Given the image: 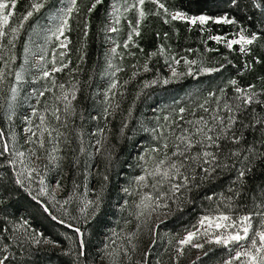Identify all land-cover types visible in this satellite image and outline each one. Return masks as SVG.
Instances as JSON below:
<instances>
[{"label":"trees","instance_id":"trees-1","mask_svg":"<svg viewBox=\"0 0 264 264\" xmlns=\"http://www.w3.org/2000/svg\"><path fill=\"white\" fill-rule=\"evenodd\" d=\"M93 2L78 0V10L73 12L65 33L70 41L67 49L60 48V41L52 36L33 41L30 34L35 29H43L46 22L50 31H55L59 23L57 14L68 7V0H48L46 7L24 24L14 40V47L7 44V39L0 40V46L6 49L0 53L3 56L0 66L7 60L9 68L0 83V133H3L0 150L5 144L9 149L0 155V195L8 190V195L0 199V258L7 256L6 264H142L145 252L149 253V264H179L174 263L171 254L174 240L197 226L200 216L224 213L235 217L257 211L254 197L264 186V168L261 167L256 169L251 184L245 182L246 187H255V192L233 184L235 172L227 170H218L213 177L204 179V174L196 169L195 181L189 171L185 174L189 176L191 191L182 188L175 196L169 182H164L163 187H152L159 177L148 176L143 184H138L136 178L145 175V169L153 170L164 158L163 137H168L170 145L174 144L173 132L179 131L177 124L187 128L188 121L199 116L209 117L199 105L215 110L219 100L222 107L223 102L230 103L236 96L237 86L253 85L261 94L259 98L264 99V7L254 6L262 0H239L240 8L233 7L229 0H160L170 13L180 11L189 17L227 16L235 21L227 24L210 20L204 25L173 21L151 0H146L143 5L146 18L141 21L139 35L130 27L136 24L137 12L124 10L134 0L127 3L103 0L89 13ZM114 7L119 11L114 12ZM27 10L29 0H18L10 26H16ZM117 16L119 24L115 22ZM165 19L170 22L165 23ZM108 21L119 31H109ZM85 24L87 37L84 36ZM130 33L132 39L125 47ZM253 34L257 39L246 46L247 53L240 51L239 44L232 49L226 46L227 40L239 39L240 35L250 38ZM217 36L224 39L220 42L211 39ZM29 39L31 51L37 47V75L31 78L34 70L29 58L13 96V75L20 67ZM108 43L114 45L115 53L106 52ZM60 52L66 55L61 57ZM11 56H15V62ZM184 59L197 63L188 65ZM63 64L67 67L62 71L52 72L53 67ZM145 64L148 71H144ZM168 66L176 69L175 77L167 74ZM202 68L221 70L202 74ZM45 70L51 73L49 78H42ZM165 80L169 82L164 83ZM232 80L237 81L235 86L230 83ZM113 83L117 87L110 90ZM42 91L45 94L40 96ZM72 92H75L74 100ZM65 93L71 100L67 111V102L62 99ZM180 108L186 109L182 122ZM105 109L110 114H106ZM257 111L264 115V108ZM56 115L60 116L59 120ZM142 123L147 124V130L142 129ZM23 127L36 133L32 136L26 132L25 143ZM97 148H101L100 152ZM153 148H160V152L153 153ZM172 151L170 146L167 153L170 155ZM20 152L24 153L23 157ZM31 157L35 158V163L31 162ZM25 169L36 171L28 178ZM20 172H24L23 187L15 184ZM56 181L60 182V192L53 194L50 186L56 185ZM182 181L183 178L178 177L171 183ZM42 187L43 194L40 193ZM237 190L241 191L240 196L235 195ZM145 193L168 194L165 202L169 207L159 208L158 213L163 217L156 224L146 222L150 213H154L151 209L143 210V215L138 216L142 209L137 205ZM97 195L102 197V212L94 217L87 211L82 212L85 203L95 200ZM32 196L50 211L45 213ZM209 196L213 199H207ZM65 200L70 202L64 204ZM53 215L58 220H53ZM257 219L254 216L253 223ZM68 224L79 227L84 233L86 259L78 257L80 237ZM133 233L135 236L129 242ZM34 238L48 243L36 244ZM125 248L131 259L124 255ZM225 256L224 248H212L187 264H216Z\"/></svg>","mask_w":264,"mask_h":264},{"label":"snow or ice","instance_id":"snow-or-ice-1","mask_svg":"<svg viewBox=\"0 0 264 264\" xmlns=\"http://www.w3.org/2000/svg\"><path fill=\"white\" fill-rule=\"evenodd\" d=\"M48 0H29V10L23 15L22 19L16 26H10V20L15 15V8L17 6L18 0H0V40L7 39V44L14 47V40L19 34L20 30L23 29L24 24L28 22L35 13L40 12L41 9L45 8ZM103 0H94L91 4V7L88 8V12L91 13L96 9L97 5L101 4ZM127 3V0H125ZM146 0H134V3L129 4L124 10L129 11L134 9L137 12V20L135 26L132 27V32L135 35H139V28L141 21L146 18V13L143 9V5ZM151 3L155 4L158 9H162L165 15H170L171 20H185L188 23L195 25L197 22L204 25L212 20L215 23H235L234 20L227 16L214 18L208 15H199L189 17L185 13L176 11L174 14L170 13L165 4L161 3L160 0H151ZM229 3L235 7L240 8L239 0H229ZM78 0H68V7L62 9L58 14L56 19L59 20L58 25L55 28V31L52 32V37L57 41H60L59 47L62 49H67L68 44L70 43L68 37L65 33L69 30V20L73 12L78 10ZM254 6L257 8L264 7V0L260 3H254ZM119 9L114 7V12H118ZM158 14V13H156ZM115 22L119 24V16L116 17ZM165 23L170 21L165 19ZM110 31L116 32L119 31L118 28H111ZM243 31V30H242ZM87 24H85L84 36L87 37ZM167 35V34H165ZM63 37V39H61ZM132 39V34H129L128 41H125V47L128 46L129 41ZM211 39L220 42L223 40V37H211ZM257 39L256 35L253 34L250 38L244 35H240L239 39H230L226 41V46L229 49H232L233 45L239 44L240 51L242 53H247L248 48L246 46L252 45L253 42ZM6 49L3 46H0V53L5 52ZM112 52H116V48L112 49ZM161 54H163L164 49H160ZM61 57L66 55V52H60ZM156 55V53H152ZM0 59H3V56H0ZM10 59L12 62H15V56H11ZM44 57L41 56L40 60L43 61ZM180 61H175L179 63ZM5 66H7V60L4 61ZM184 63L188 65L196 64L195 60L189 61L184 59ZM67 64H63L61 67H53L52 72L62 71L63 68H66ZM246 67H248L246 65ZM123 69H118L122 71ZM148 65H144V71H148ZM220 68H202L200 71L202 74L218 72ZM189 75L192 74V69L189 67ZM135 75V74H134ZM172 75L175 77L177 75L176 69H172ZM51 73L47 70L43 71L42 78H49ZM5 77V71L3 68H0V83L3 82ZM17 81L22 79V76L19 72L16 73ZM168 80H165L164 83H168ZM153 83H155L153 81ZM232 85H236L237 81H230ZM63 88V85H60ZM117 87L116 83L111 85V89ZM145 87H148V84H145ZM13 96L15 95L16 88L11 89ZM236 96L229 103L227 101L223 102L222 107H220V102L218 100V108L215 110L209 109L204 104L199 105L205 113H209V117L205 118L204 116H199L194 120L188 121L189 127L181 128L177 124L179 131L173 132V137L175 143L170 145L168 143V137H163L164 143L162 148L165 149L164 158L160 159L156 164L155 168L151 171L145 169V175L138 176L136 178L138 184H143L148 176L159 177L156 184L152 187L155 189L157 185L163 187L164 182L170 183V188L172 195L175 196V193L180 192L182 188H186L191 191L189 187V176L185 173L191 171L192 180H196V169L204 174V179H209L217 173L218 170H227L228 172H235V177L233 179V184L239 185L240 189H245L246 191L255 192V187H246L245 182L248 181L251 184L253 176L258 167L264 168V115H261L257 108H264V99L259 98L261 94H258L254 90L253 85H249L247 88L235 87L234 89ZM45 93L42 91L39 93L40 96H43ZM213 95L210 93V96ZM72 99H75V92L71 94ZM61 99V98H58ZM62 99L66 101L65 111L71 107V100L68 98V94L65 93L62 96ZM59 109H57V112ZM74 111V110H73ZM185 108H180V121L184 120L183 113H185ZM106 114L108 109H105ZM221 113H224L223 115ZM35 114V112H34ZM56 119L59 120L60 116L56 115ZM167 120L168 118L165 117ZM44 118L41 117V123L43 124ZM175 123V122H174ZM127 125H125L126 127ZM46 130V129H45ZM27 132H30L32 136H35L36 133L32 132L31 128L26 129ZM101 132L103 130H100ZM43 135V133H41ZM3 136V133H0V137ZM29 141H31V136H29ZM98 145L102 144L101 141H97ZM43 147V143L40 145ZM173 148V151L169 155L167 149L169 147ZM101 148H97V152H100ZM7 144L3 145L2 150H0V155H3L4 152H7ZM81 153L84 152V148L81 147ZM153 153H159L160 148H153L151 150ZM21 157L24 156L23 152H20ZM176 158V159H173ZM144 159V157H141ZM14 163V161H10ZM28 173V178H31L35 169H25ZM24 176V172L17 174L15 179V184L23 187L24 181L21 177ZM178 177H182V183H171V181L176 180ZM105 180L108 179L107 176L104 177ZM41 185L44 184V181H40ZM198 186V185H197ZM56 187H60V182L56 181ZM125 191H128L125 189ZM231 191V189H230ZM45 189L42 187L40 193L43 194ZM242 193L240 190L235 192L236 196H240ZM3 195H8V190L5 189L4 193L0 195V199L3 198ZM168 198L167 193H159L156 196H153L150 193H145L141 197L140 203L137 205V208L142 209L139 215H143V210L151 209L155 211L159 208H168L169 205L166 201ZM32 199L37 203H40L43 207V211L48 213L50 210L47 205H44L41 201L37 199L36 196H32ZM207 199L211 200L213 197L209 196ZM231 199V197H229ZM258 201V202H256ZM70 200H65L63 203L68 204ZM102 197L97 195L95 200H88L84 208L81 209L82 212L87 211L90 216H97L102 212ZM254 206L257 211L254 214H246L233 218L230 215L220 213L218 215H205L201 217L197 225L193 226V230L188 231L184 237L177 241L179 247L176 248V252L179 255L183 254L185 246H190L192 248H203L204 245L197 243L201 236L211 237L207 240V243H215L217 245H222L225 248H228L230 245L235 244L240 250L235 252V255L232 256L229 260L225 261V264H233V261H239L240 264H264V186H261L259 194L254 197ZM254 216L259 217V227H253ZM53 220H58L56 216H52ZM25 223H27L25 221ZM59 223H65L64 220H59ZM67 227L71 228L79 237V251L78 257L87 258V245L84 240V233L81 232L79 227H75L72 224H68ZM232 229V231H229ZM135 236L131 234L129 236V242ZM36 244L41 242L48 243V241H41L38 238H34ZM246 242V243H242ZM155 244L153 240L152 245ZM150 245V247L152 246ZM132 250L135 251V245L132 244ZM206 254V253H205ZM124 255L128 256L131 259L128 250L124 249ZM149 253H144V259L142 264H149ZM8 260L7 256L0 258V264H6Z\"/></svg>","mask_w":264,"mask_h":264},{"label":"rangeland","instance_id":"rangeland-1","mask_svg":"<svg viewBox=\"0 0 264 264\" xmlns=\"http://www.w3.org/2000/svg\"><path fill=\"white\" fill-rule=\"evenodd\" d=\"M59 10V9H58ZM112 11V10H111ZM174 14V13H173ZM109 22V25H108V30L110 31V29L112 28V23L110 21ZM48 22H46L45 24V27L43 29H35L33 30V32L30 34L31 36V39L33 41H35V39H38V38H43L47 35L48 36H52V32L53 31H50L49 27H48ZM31 39H29V42H27L25 44V48L23 50V53L21 55V64H20V67L19 69L15 72V74L13 75V81H14V84H15V88H16V91H17V87L18 85L20 84L21 80L17 81L16 79V73L19 72L23 78V75L27 69V62H28V59L30 58L31 62H32V70H34V72H32L30 75H31V78H35L36 75H37V71L35 70L36 69V66L38 64V57L36 56L37 55V51H36V46H35V50H32L31 51V48L29 47L30 46V42H31ZM114 45L112 43H108V46L106 47V52H108V54L111 53L112 49H113ZM11 62V61H10ZM11 64V63H9ZM8 66V65H7ZM5 66V63L1 64L0 68H3L5 72L8 73L9 71V68ZM174 67H167L166 68V71H167V74H171L172 75V69ZM13 94V93H12ZM30 94V93H29ZM100 94H102V91L100 90ZM26 112H29V111H26ZM141 127L142 129L144 130H147V124L146 123H142L141 124ZM26 127H23L21 130L22 134H23V142L25 143V140L27 139V137L25 136L26 135ZM94 147H96V145L94 144ZM96 149V148H95ZM31 162L32 163H35L36 160L35 158L31 157ZM50 190H51V193L53 194H58L60 192V187H56L55 184H52L50 186ZM159 209H156L155 211H152L154 213H150V215L146 218V222L147 223H158L163 215L160 213H158ZM208 215H218V214H208ZM205 215H202L199 217V219L201 217H203ZM236 217H239V216H235L233 218H236ZM258 219L256 220L255 223H253V227L254 229L255 228H258L259 227V221H260V218L257 217ZM198 226V225H197ZM193 230V229H192ZM191 231V230H190ZM229 231H232V229H229ZM188 232V231H187ZM187 232H184L182 234H180L178 237H176V239L174 240V243H173V247H172V252L171 254L174 255V263H179V264H187L188 262H190L191 260H193L194 258L196 257H199L205 250H208V249H212V248H224V250H226V256L224 259H222V261H220V263H216V264H225V261L229 260L232 256L235 255V252L240 250L238 248L237 245L235 244H232L230 245L228 248H225L224 246L222 245H217L215 243H207L206 241L211 239V237H203L201 236L197 241V243H201L204 245L203 248H200V249H197V248H192L190 246H185L184 247V250H183V254L182 255H179L177 252H176V248L179 247V245L177 244V241L182 239L184 237V235L187 233ZM47 241V240H46ZM242 243H246V242H242ZM233 264H240L239 261H233Z\"/></svg>","mask_w":264,"mask_h":264}]
</instances>
